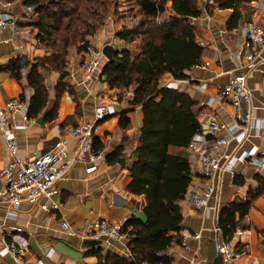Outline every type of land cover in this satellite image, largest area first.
I'll use <instances>...</instances> for the list:
<instances>
[{"label": "crops", "instance_id": "0c3cea01", "mask_svg": "<svg viewBox=\"0 0 264 264\" xmlns=\"http://www.w3.org/2000/svg\"><path fill=\"white\" fill-rule=\"evenodd\" d=\"M173 4V0L167 1L161 21L175 14ZM214 4L206 8L199 0L202 13L192 20L197 41L205 48L201 64L186 70L185 79H176L170 73L162 77L163 86L179 88L196 102L193 111L201 122L202 132L208 137L206 123L210 117L216 116L228 124L235 121L232 105L227 99H220L219 92L230 76L228 72L236 66L235 57L244 42L243 23L254 20L264 28V0H250L242 10L243 18L238 27L233 29L226 27L233 10L213 8ZM25 7L23 0H0V19L14 20L19 26L16 34L10 30H0V107L6 104L7 99L16 97L23 98L28 105L34 94L25 72L17 80L8 69L9 62L18 57L33 61L35 57L48 55L47 50L31 34V15L25 13ZM117 43L114 48L118 50L133 47L119 39ZM262 55L264 57V51ZM69 60L67 80L74 92L64 93L57 99L55 87L59 77L55 74L46 77L49 97L42 113L37 118H31L29 124L13 130L18 143V156L31 160L47 151L66 127L91 120L99 103L113 105L117 113L100 122L95 129L93 146L100 157L95 161L78 158L67 174L57 181L59 193L53 199L59 206L57 210L43 209L42 200L23 203L19 209L13 210L8 203L0 200V264H20L4 254L16 227L23 229L22 234L28 242L24 260L29 264H35L39 258L44 260V264H97V257L89 251L99 248L104 253L111 251L128 258L129 234L125 233L123 243L106 237L83 238L66 233L59 222L65 219L74 230H80L87 220L103 218L125 224L131 215L144 218V196L127 190L131 181L129 168L134 160L132 153L137 146L142 124V108L130 104L132 89L122 92L111 89L102 75L92 93H89L87 86L82 84V62L78 54L73 53ZM247 83L251 89L254 116L264 125V65L248 73ZM123 113L129 119L125 127L119 124ZM46 115L53 118H45ZM40 118L42 123L39 122ZM16 123L24 124L20 113L16 116ZM253 146L258 147L257 156L263 157L264 127L259 135L250 136L240 147L232 141L227 151L240 154L242 150H250ZM173 151L180 152L179 149ZM189 154L191 168L196 175L198 160L195 154L190 151ZM8 160V149L0 132V169ZM91 167H94L92 171ZM235 175L244 179L243 185L234 184ZM258 177L264 180V166L239 161L233 171H224L219 175L217 190L208 208H195L186 197L180 202L182 230L166 251L172 264L212 263L218 254L217 242L223 240L221 230H215L219 211L232 201H243L250 188L258 187ZM242 221L238 227L243 230L247 228V231L235 232L231 240L242 256L224 264H264V191L252 201L249 213ZM196 234L199 237H194ZM94 240L99 243H93Z\"/></svg>", "mask_w": 264, "mask_h": 264}, {"label": "trees", "instance_id": "16d2710c", "mask_svg": "<svg viewBox=\"0 0 264 264\" xmlns=\"http://www.w3.org/2000/svg\"><path fill=\"white\" fill-rule=\"evenodd\" d=\"M132 1L135 17L139 19L135 25L122 26L115 37L126 45H133L134 49H115L111 60L104 56L102 76L111 89L121 92L132 89L130 104L142 108V124L132 153L134 160L129 168L131 181L127 190L144 196V218L131 215L123 224L124 232L131 236L127 243L128 258L111 251L104 253L100 248L89 253L97 257V264H172L166 251L182 230L180 202L193 176L190 154L185 151L193 137L202 133V125L193 111L196 102L179 88L163 86L162 77L170 73L176 79H185L186 70L201 64L205 48L197 41L192 20L201 15L202 9L199 0H173L175 14L161 21L168 0ZM249 1L215 0L212 7L233 10L226 23L228 29H233L238 27L242 10ZM23 3L33 9L29 22L32 36L51 52L33 61L15 58L9 62L8 69L17 80L25 72L34 90L27 114L29 118H37L48 101L45 79L49 72L59 73L55 87L57 99L64 93L74 92L67 80L70 50L74 47L75 53L81 54L83 64L84 53L93 46L92 38L107 15L117 9L118 1L23 0ZM119 124L123 127L129 124L126 113L122 114ZM258 180V187L250 188L243 201H232L219 211L218 226L223 240L233 239L252 201L264 191V180L260 177ZM234 184L243 185L244 179L235 175Z\"/></svg>", "mask_w": 264, "mask_h": 264}, {"label": "built area", "instance_id": "2783aa9c", "mask_svg": "<svg viewBox=\"0 0 264 264\" xmlns=\"http://www.w3.org/2000/svg\"><path fill=\"white\" fill-rule=\"evenodd\" d=\"M206 8L215 3V0H202ZM33 9L25 7V13L32 14ZM0 30H10L13 34L19 32V26L14 20L0 19ZM244 42L236 54V66L229 71L227 82L220 88V99H227L234 109L235 121L225 123L216 116H212L206 123L205 133L195 135L188 146V150L196 155L199 170L192 176V183L187 191L186 200L195 208H208L209 201L217 190V179L224 171H233L239 161H249L258 166H264V155L258 157V147L242 150L240 154L228 152V145L234 141L240 147L250 136L259 135L264 125L254 116L251 89L247 83L250 71L264 65V28L254 20L243 23ZM82 64V84L92 93L93 87L100 80L103 68L104 54L102 49L89 46L84 53ZM28 105L21 98H9L3 107H0V132L8 149L9 160L0 169V200L5 201L17 210L23 203H36L42 200L43 209L57 210L59 206L53 202L59 189L56 183L67 174L72 164L78 158L95 161L100 153L93 146L97 125L117 113L113 105L99 103L94 109L91 120L83 121L74 126L66 127L56 143L39 156L28 160L17 154L18 143L13 130L29 124ZM20 113L24 124L16 123V116ZM91 171L94 167L90 168ZM60 227L70 235L83 238L106 237L118 243L125 239L124 225L120 222H111L100 218L85 221L82 229L74 230L71 224L60 220ZM244 223V221H242ZM2 231V228H0ZM220 231V227H215ZM247 231L238 227L236 233ZM21 227L15 228L10 242L4 249L14 262L29 264L24 260L27 254L28 242L22 234ZM194 237H199L196 234ZM217 251L224 263L239 259L242 252L233 241L220 240L217 242ZM51 252L48 253L50 256ZM25 261V262H24ZM35 264H44L39 258Z\"/></svg>", "mask_w": 264, "mask_h": 264}, {"label": "rangeland", "instance_id": "374dc122", "mask_svg": "<svg viewBox=\"0 0 264 264\" xmlns=\"http://www.w3.org/2000/svg\"><path fill=\"white\" fill-rule=\"evenodd\" d=\"M118 7L116 10H112L106 17L105 23L103 26L98 30L95 37L91 40V45L103 49L104 46L112 45L113 47H117L118 39L115 37V33L122 27V26H132L137 23V19L134 14V3L132 0H117ZM75 48L72 47L69 53V58L74 53ZM48 55H50V50L48 51ZM81 54H78V58L81 61ZM105 58L103 59V62ZM107 61V60H106ZM70 60L68 61L69 66ZM53 74L56 77H59V73L56 71H50L47 75L48 77L52 76Z\"/></svg>", "mask_w": 264, "mask_h": 264}, {"label": "water", "instance_id": "95a60500", "mask_svg": "<svg viewBox=\"0 0 264 264\" xmlns=\"http://www.w3.org/2000/svg\"><path fill=\"white\" fill-rule=\"evenodd\" d=\"M114 51H115V48L112 45L104 46L103 49H102V52H103L104 56L108 60H111L113 58ZM39 122L42 123V119L41 118H40ZM93 243H99V241L98 240H94ZM211 264H224V261H223L221 255L219 253L213 259Z\"/></svg>", "mask_w": 264, "mask_h": 264}]
</instances>
